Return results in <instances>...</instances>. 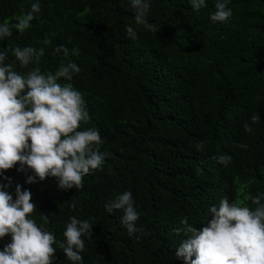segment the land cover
<instances>
[{"label": "trees", "instance_id": "trees-1", "mask_svg": "<svg viewBox=\"0 0 264 264\" xmlns=\"http://www.w3.org/2000/svg\"><path fill=\"white\" fill-rule=\"evenodd\" d=\"M34 2L0 0V23H15ZM39 3L29 29H13L0 40V50H8L4 63L14 61L15 46L43 47L39 65L29 66L42 72L55 73L62 60L75 62L81 71L71 83L90 116L78 130H97L105 156L80 189L61 190L55 177L29 184L33 173L17 171L19 164L0 175V183L10 178L6 190L13 199L17 184L31 191L37 208L30 218L56 237L53 264H72L60 248L72 216L93 223L92 237H82L79 264H185L176 249L186 237L173 232L181 219L200 228L211 219L209 208L225 197L255 210L244 196L264 193V0H229L232 15L224 22L210 20L215 0L198 11L190 0H150L147 20L157 32L135 23L130 0ZM129 25L136 39L126 33ZM45 38L52 43L42 44ZM59 45L69 49L67 59L54 54ZM15 70L26 75L29 68L17 61ZM253 114L261 119L249 134L243 124ZM201 141L204 148L197 150ZM218 154L229 157L227 166L217 162ZM125 191L146 234L130 237L122 211L104 208ZM9 242L10 235L0 238V250Z\"/></svg>", "mask_w": 264, "mask_h": 264}, {"label": "clouds", "instance_id": "clouds-1", "mask_svg": "<svg viewBox=\"0 0 264 264\" xmlns=\"http://www.w3.org/2000/svg\"><path fill=\"white\" fill-rule=\"evenodd\" d=\"M130 3L135 10V23L157 32V25L147 20L150 0H130ZM228 3L229 0H215V12L210 14L212 22H224L231 17ZM190 4L198 11L206 6V0H190ZM40 12V3L36 0L30 11L22 10L23 14L15 18V23H0V40L12 36L13 29L24 33L37 19L35 14ZM126 33L132 39L137 37L130 25L126 26ZM41 43L50 45L52 41L45 38ZM11 53L14 61L5 64L8 50H0V175L19 164L17 171L26 168L32 171L27 177L29 184L36 183L37 177L40 181L55 177L61 190L82 188L83 177L100 169L105 156L100 152L103 140L97 130H78L82 121L87 123L90 119L83 94L71 83L74 74L80 73V67L67 59L70 52L64 45L54 49V54L63 53L67 59L66 63L62 60L55 73L42 72L39 66L29 67L39 65L45 54L43 47L15 46ZM17 61L19 67L29 68L26 75L15 70ZM61 79L68 83L62 85L58 82ZM260 119L253 114L251 123L243 124V130L251 134L253 125ZM204 143H197V150H203ZM237 146L248 147L244 143ZM216 160L224 166L229 164V157L223 154H218ZM3 179L9 183H0V238L10 235V242L0 250V264H53L56 237L30 218L37 208L32 202L31 191H22L17 184L13 199L6 190L11 186L10 178L4 176ZM244 199L257 205L255 210L237 201L229 202L225 197L218 207L209 208L211 219L202 227L189 224L187 218L181 219L180 226L173 232L183 233L186 238L176 249V256L183 258L185 264H264V203L261 202L264 193L248 194ZM70 207L75 209L76 201H72ZM104 208L108 213L122 211L121 224L130 237L146 234L144 226L137 225L140 213L130 191L116 195ZM41 220L49 223V217L43 212ZM92 226L90 219L81 220L75 216L66 224L65 243H61L60 248L72 264L82 261L85 249L82 237H92ZM139 238L136 235V239Z\"/></svg>", "mask_w": 264, "mask_h": 264}]
</instances>
